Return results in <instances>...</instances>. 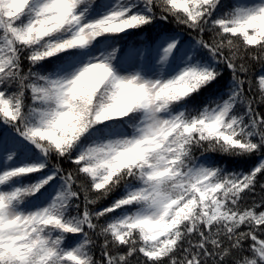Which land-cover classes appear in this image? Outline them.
<instances>
[{
	"label": "snow or ice",
	"instance_id": "snow-or-ice-1",
	"mask_svg": "<svg viewBox=\"0 0 264 264\" xmlns=\"http://www.w3.org/2000/svg\"><path fill=\"white\" fill-rule=\"evenodd\" d=\"M0 264H264V0H0Z\"/></svg>",
	"mask_w": 264,
	"mask_h": 264
}]
</instances>
